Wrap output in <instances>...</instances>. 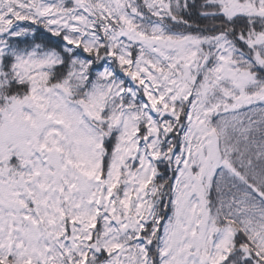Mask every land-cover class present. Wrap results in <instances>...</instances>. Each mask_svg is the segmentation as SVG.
I'll use <instances>...</instances> for the list:
<instances>
[{
	"label": "snow or ice",
	"instance_id": "snow-or-ice-1",
	"mask_svg": "<svg viewBox=\"0 0 264 264\" xmlns=\"http://www.w3.org/2000/svg\"><path fill=\"white\" fill-rule=\"evenodd\" d=\"M0 264H264V0H0Z\"/></svg>",
	"mask_w": 264,
	"mask_h": 264
}]
</instances>
